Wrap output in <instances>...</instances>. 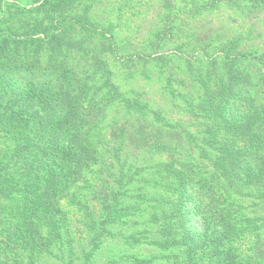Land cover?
I'll return each instance as SVG.
<instances>
[{
    "label": "trees",
    "instance_id": "16d2710c",
    "mask_svg": "<svg viewBox=\"0 0 264 264\" xmlns=\"http://www.w3.org/2000/svg\"><path fill=\"white\" fill-rule=\"evenodd\" d=\"M29 1L35 4L28 10L33 14L31 20H21L20 28L13 22L17 2L0 1L4 262L165 264L174 258V264H264V248L256 239L260 231L245 257L234 243L242 227L240 198L255 190L264 196V95L258 92L261 81L251 69L260 55L240 36L213 38L205 31L200 35L198 29L190 32L200 43L195 53L186 43L182 52L190 58L182 68L185 78L176 73L174 80L191 86V91L193 85L200 89L196 102L185 103L198 121L193 131L192 120L185 122L187 127L170 122L159 109L149 107L142 93L126 94L112 82L108 57L116 55V37L106 31L105 23L93 19L92 4L82 8L84 0ZM224 1L241 6L246 0H194L184 5L175 0H138L134 21L151 22L160 15V25L151 31L146 46L128 50L129 60L143 50L150 52L157 41L156 48L160 47L172 34L170 24L176 18L189 25V13L195 17L203 13H198L201 8ZM256 1L260 13L264 0ZM211 45H220L221 53H210ZM100 77L112 91L103 85L105 90L98 95L91 81ZM110 100L123 104L120 117L106 119ZM146 111L160 122L149 119ZM222 130H228L230 138L218 139L217 131ZM195 150L199 160L182 159V154L194 158ZM147 154L167 158L149 165L158 167L156 192L134 188L143 167L127 172L128 164ZM144 180L146 186L151 181ZM143 203L154 209L150 220L159 222L163 231L146 243L169 253L143 249L145 240L134 235L132 226L140 221ZM195 213L202 222L200 229L191 223ZM73 214L82 222L79 233L72 228ZM253 221L247 219L245 227L253 229L257 225Z\"/></svg>",
    "mask_w": 264,
    "mask_h": 264
},
{
    "label": "rangeland",
    "instance_id": "374dc122",
    "mask_svg": "<svg viewBox=\"0 0 264 264\" xmlns=\"http://www.w3.org/2000/svg\"><path fill=\"white\" fill-rule=\"evenodd\" d=\"M0 1L2 3L7 1L10 3H14L15 1L17 2L16 4L18 6L13 8L16 13V15L13 14V17H15L13 18V20L15 19L13 22H17V28H20L22 25V19L23 21L27 19L31 20V14H33V12L28 10L34 7L35 4H31L29 0ZM175 1L178 5H184L186 2L190 3L194 0ZM137 2L138 0H113L112 2H107V0H84V3L81 5L83 8L85 5L92 4L93 6L91 8V12L93 19L101 21V23H105L107 27L106 31L108 33H113L116 37L117 44L113 45V48L116 50V55L109 56L108 63L113 72L111 77L112 82L116 84L124 93L132 94V91L142 93L143 95H141L143 99L147 101L149 107L154 110L159 109L162 116L170 122H181L183 123V126H186L185 122L188 123L192 120L193 126L191 127V130L194 131L198 126V121L194 116H191L192 114H189L190 112H188L185 103L187 102L186 99H189L192 103L196 102L200 89H196L197 87L194 88L193 85V90L191 91V86L182 85L180 82L177 83L179 85L178 86L175 84L176 81L174 80V77L177 73L179 79L185 78V73L182 68L183 66H187V58L190 57L182 51L185 49V45L187 43L189 44L188 49H190V52L195 53L197 50L196 47L200 42L197 37L194 36L193 33L190 34V32H194L195 29H198L200 31L197 33L200 35L207 32V34L213 38L217 37L216 34H221L224 38L240 36L241 39L243 38V42H248L252 49L257 52V55H260L257 56L259 58V62H257L256 66H251V69L256 71V74L259 76L258 79L261 81L260 85L257 86V89H259L258 92L264 95V10L260 13L258 12L260 8L258 1L254 0L251 4H249L246 0L241 6L232 4L230 1H224L215 7L207 9L201 8L198 13H203L198 14L195 17H192L193 15L191 13L188 14V22H190L189 25H186V21L181 17L180 19L176 18V20L170 24V33L172 34H169V38H166L167 40L161 43L160 47L156 48V44L158 43L157 41L151 46L150 52L143 50L141 55L149 53L148 57H142L140 59L141 55H137L133 56V58L129 60L130 56L127 55L128 50H140L142 47L146 46L148 43L146 41L152 34L151 31L160 25V15H155V18L151 22H144L141 20L134 21L135 19L132 14L137 7ZM144 8L145 6L141 7L142 10ZM163 11L165 10H160V12H162L161 14H163ZM151 14H149V16ZM132 38H135V40ZM176 43L183 46L176 48L174 47V44ZM213 43L216 42L213 41ZM220 47V45H211L209 49L210 53L217 51H219L218 54L221 53ZM193 62V65H197L195 61ZM131 73H135V75L129 76L128 74ZM199 74L200 72L194 73V75ZM103 81L104 78L101 77L91 81V83L95 84V89H97L98 95L103 94V91L105 90L103 85H107L106 90L112 91V87L107 83H103ZM176 87H179V89ZM111 102L112 100H110V103L108 104V106H110L108 108L106 119L108 116L111 117L113 115L120 117L123 112V104L121 102L116 101L112 102V104ZM181 105H184L185 107ZM173 108L177 111L175 112ZM139 114L141 115V113ZM144 114L153 122H160V120L156 118L152 112L146 111ZM197 118L200 119L198 116ZM104 122L102 123V127L103 124H105ZM104 129H106V127ZM217 132L218 139L230 138L228 130ZM187 144L188 146L192 145L190 143ZM182 155V159L185 158L194 161L199 160L197 151L196 154H193L194 158H190L188 154ZM165 160H167L166 155L147 154L143 158L134 160L132 165L128 164L127 172H130L131 170L135 171L136 168L143 167V169H140V174L137 175V177H140L141 180L140 182L137 181L134 184V188L141 191L148 189L152 192H156L157 189L153 185L158 183L155 180V177H158V174H155L154 171L157 170L158 167H151L149 165L154 164L157 161L159 162ZM146 177L151 179V181L147 182V186L145 185L144 180ZM168 193L169 192L166 191L165 194ZM263 198L264 196H259V191L257 190L250 192V194H247L245 197L242 195V198H240L242 206L239 211L241 218L239 221L241 222L242 227L239 234L235 236L234 243L236 242V246L239 248L238 252L242 257L251 253L249 248L254 236H256L255 232L260 231L261 233V237H256V239H258L257 246L259 248H264V202L259 201ZM146 203L150 204L149 202ZM146 203H143V210L138 213L140 214V221L132 226V231L135 230L134 235H136V237L145 240L144 243L141 244L143 249H153L156 252H163L162 254L167 252L169 253L170 251L162 250L154 245L146 243L148 239H157L159 237L158 235H162L163 232L159 230V222H151V216L149 215L154 212V209L151 208L150 205H148V207ZM189 205L191 207L193 204L189 202ZM69 208H71V206ZM246 217L252 218L254 220L253 222L257 224L251 230L249 227L246 226L247 229L245 227L248 223L247 219H249ZM72 218L74 220L72 228L76 233H79L78 231L82 222L76 214H73ZM152 219L154 220V217ZM191 223H195L199 229L201 228L202 222L199 219V214H194V220H191ZM259 225H262L261 228L254 231L257 227H259ZM233 245L235 246V244ZM160 259H162V257H160ZM5 260L6 259L0 255V264H6L4 262ZM164 260L165 259L161 261L164 262ZM172 260H174V258H170V261L167 260L168 263L165 264H174Z\"/></svg>",
    "mask_w": 264,
    "mask_h": 264
}]
</instances>
